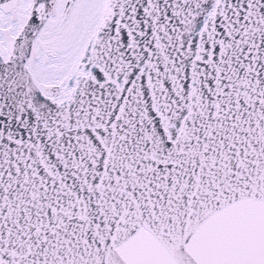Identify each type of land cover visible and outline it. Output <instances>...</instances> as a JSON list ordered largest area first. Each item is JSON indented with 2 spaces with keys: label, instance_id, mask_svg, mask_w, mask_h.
<instances>
[{
  "label": "snow or ice",
  "instance_id": "6c2138e0",
  "mask_svg": "<svg viewBox=\"0 0 264 264\" xmlns=\"http://www.w3.org/2000/svg\"><path fill=\"white\" fill-rule=\"evenodd\" d=\"M0 264H264V0H0Z\"/></svg>",
  "mask_w": 264,
  "mask_h": 264
}]
</instances>
